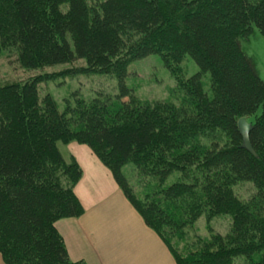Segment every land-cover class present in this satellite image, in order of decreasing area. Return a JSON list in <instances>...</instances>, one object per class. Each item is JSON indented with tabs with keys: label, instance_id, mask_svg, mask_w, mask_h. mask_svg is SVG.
I'll list each match as a JSON object with an SVG mask.
<instances>
[{
	"label": "trees",
	"instance_id": "1",
	"mask_svg": "<svg viewBox=\"0 0 264 264\" xmlns=\"http://www.w3.org/2000/svg\"><path fill=\"white\" fill-rule=\"evenodd\" d=\"M254 29L264 37V0H0V54L12 53L25 71L82 61L83 73L113 74L120 88L60 112L38 93L48 75L0 83L4 263L85 264L70 260L55 228L82 214L74 195L81 169L58 149L77 143L109 170L176 264H264V82L241 47ZM150 55L176 75L179 104L141 101L124 87L129 64ZM185 56L199 69L190 78L179 71ZM241 118L256 157L241 148ZM127 163L142 194L123 173ZM241 182L255 188L248 200L234 194ZM203 215L230 216L229 232L188 241Z\"/></svg>",
	"mask_w": 264,
	"mask_h": 264
},
{
	"label": "rangeland",
	"instance_id": "2",
	"mask_svg": "<svg viewBox=\"0 0 264 264\" xmlns=\"http://www.w3.org/2000/svg\"><path fill=\"white\" fill-rule=\"evenodd\" d=\"M88 4L105 0H86ZM243 52L252 57L256 64L259 78L264 82V37L254 29L252 35L241 41ZM82 61L71 64L57 65L43 69L25 71L14 60L12 53L0 54V83L22 81L36 75H48V79L37 86L39 96L49 95L55 102L57 109L62 112L67 105H72L75 99L91 100L98 95L116 97L120 95V88L113 74L83 73ZM179 71L184 78H190L198 73L197 65L189 56H185L180 63ZM176 75L169 72L158 55H150L144 59L131 62L124 78V87L141 101L155 103L179 104L182 93L179 91ZM202 90L211 96L209 74L201 76ZM127 100V99H123ZM260 113V109L257 111ZM61 147V144H58ZM123 173L137 194H142V184L138 180L136 171L131 163L123 168ZM178 173L171 174L164 186L177 181ZM234 194L240 200H248L255 188L251 183L241 182L233 186ZM231 227V218L222 215L207 220L203 215L188 229L187 239H209L212 234L225 235ZM244 258L235 260V264H243Z\"/></svg>",
	"mask_w": 264,
	"mask_h": 264
},
{
	"label": "crops",
	"instance_id": "3",
	"mask_svg": "<svg viewBox=\"0 0 264 264\" xmlns=\"http://www.w3.org/2000/svg\"><path fill=\"white\" fill-rule=\"evenodd\" d=\"M65 162L74 161L81 179L74 187L82 214L55 223L67 254L85 264H176L165 243L125 198L109 170L91 150L61 144ZM0 264H5L0 256Z\"/></svg>",
	"mask_w": 264,
	"mask_h": 264
},
{
	"label": "water",
	"instance_id": "4",
	"mask_svg": "<svg viewBox=\"0 0 264 264\" xmlns=\"http://www.w3.org/2000/svg\"><path fill=\"white\" fill-rule=\"evenodd\" d=\"M237 128H238L239 135L242 138L241 148L245 149L251 155L256 157V154L253 151L250 141H249V133L251 131L252 126L244 118H241L237 122Z\"/></svg>",
	"mask_w": 264,
	"mask_h": 264
}]
</instances>
